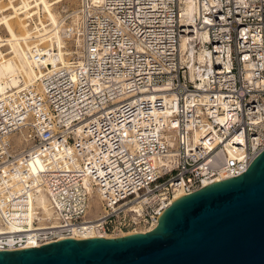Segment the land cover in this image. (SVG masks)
I'll list each match as a JSON object with an SVG mask.
<instances>
[{
  "label": "built area",
  "instance_id": "built-area-1",
  "mask_svg": "<svg viewBox=\"0 0 264 264\" xmlns=\"http://www.w3.org/2000/svg\"><path fill=\"white\" fill-rule=\"evenodd\" d=\"M59 28L0 96V252L148 231L264 151V0H78Z\"/></svg>",
  "mask_w": 264,
  "mask_h": 264
},
{
  "label": "water",
  "instance_id": "water-1",
  "mask_svg": "<svg viewBox=\"0 0 264 264\" xmlns=\"http://www.w3.org/2000/svg\"><path fill=\"white\" fill-rule=\"evenodd\" d=\"M0 264H264V151L245 174L172 204L151 232L0 252Z\"/></svg>",
  "mask_w": 264,
  "mask_h": 264
},
{
  "label": "bare ground",
  "instance_id": "bare-ground-1",
  "mask_svg": "<svg viewBox=\"0 0 264 264\" xmlns=\"http://www.w3.org/2000/svg\"><path fill=\"white\" fill-rule=\"evenodd\" d=\"M62 0H22L19 5H11L10 11L8 9L0 8V27L4 28L6 37L0 36V96L6 92L21 87L25 88L35 84L38 77V73L41 72L39 63H34L30 60L28 52L30 51L31 44L35 43L37 37L54 36L56 43L61 45V37L59 32L62 30L59 28V17L53 12V6L61 2ZM1 4V3H0ZM33 10V11H32ZM8 13L6 14V12ZM195 13V7L186 2L182 7V15L184 19H192ZM42 15H45V21L42 20ZM37 16V25L35 24V30H29V22H33V17ZM16 20L20 26L21 33L17 34L11 25V21ZM35 21V20H34ZM34 23V22H33ZM43 38V39H44ZM42 39V38H41ZM34 42V43H33ZM185 42L181 40V49H185ZM3 47L6 48V52L2 51ZM24 75V76H23ZM173 202L175 204L184 197H176ZM155 228V227H154ZM154 228L144 232H130L120 235L118 237L111 236H91L84 237L81 240H88L94 238L101 239H116L127 236L145 234L154 230ZM78 240V241H81Z\"/></svg>",
  "mask_w": 264,
  "mask_h": 264
},
{
  "label": "rangeland",
  "instance_id": "rangeland-1",
  "mask_svg": "<svg viewBox=\"0 0 264 264\" xmlns=\"http://www.w3.org/2000/svg\"><path fill=\"white\" fill-rule=\"evenodd\" d=\"M21 1L22 0H0V8H3V9H8V11H10V6L11 5H19L20 3H21ZM29 1H31V0H29ZM49 1H55V0H49ZM10 3H11V5H10ZM77 3H78V0H62L61 2H59L58 4H56V5H54L53 6V12L60 18V17H63L64 16V14L66 13V12H71L72 10H74L76 7H77ZM8 11L6 12V14L8 13ZM33 11V10H32ZM42 17V20H43V22H46L45 21V15H42L41 16ZM33 22H29V30H32V29H34L35 30V24L37 25V16H34L33 18ZM35 20V21H34ZM74 23H76L75 22V20H74ZM11 25H12V27L14 28V30L17 32V34H20L21 33V29H20V26H19V24L17 23V21L16 20H13V21H11ZM34 30H32V31H34ZM0 36L2 37V38H5L6 37V33H5V31H4V28L1 26L0 27ZM34 43V42H33ZM32 45V44H31ZM6 48L7 47H3L2 48V51L3 52H6L5 50H6ZM24 76V75H23Z\"/></svg>",
  "mask_w": 264,
  "mask_h": 264
}]
</instances>
